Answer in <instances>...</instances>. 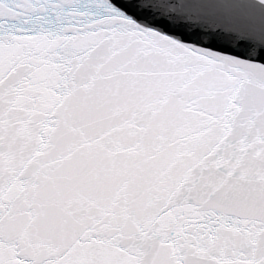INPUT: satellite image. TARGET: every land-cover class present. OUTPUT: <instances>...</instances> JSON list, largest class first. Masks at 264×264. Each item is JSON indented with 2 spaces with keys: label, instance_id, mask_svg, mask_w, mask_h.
<instances>
[{
  "label": "snow or ice",
  "instance_id": "obj_1",
  "mask_svg": "<svg viewBox=\"0 0 264 264\" xmlns=\"http://www.w3.org/2000/svg\"><path fill=\"white\" fill-rule=\"evenodd\" d=\"M0 264H264V0H0Z\"/></svg>",
  "mask_w": 264,
  "mask_h": 264
}]
</instances>
